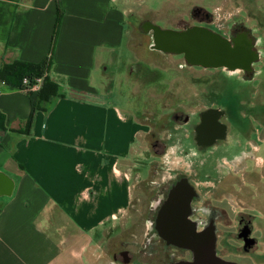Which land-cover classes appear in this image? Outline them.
Here are the masks:
<instances>
[{"label":"crops","instance_id":"0c3cea01","mask_svg":"<svg viewBox=\"0 0 264 264\" xmlns=\"http://www.w3.org/2000/svg\"><path fill=\"white\" fill-rule=\"evenodd\" d=\"M123 2L0 0V67L45 58L57 5L63 11L50 70L63 96L28 133L10 128L23 127L29 97L0 80V171L14 181L0 196V264H89L127 214L139 126L128 110L95 100L93 81L125 38Z\"/></svg>","mask_w":264,"mask_h":264},{"label":"rangeland","instance_id":"374dc122","mask_svg":"<svg viewBox=\"0 0 264 264\" xmlns=\"http://www.w3.org/2000/svg\"><path fill=\"white\" fill-rule=\"evenodd\" d=\"M123 6L126 13L125 38L118 49L110 51L102 67L97 66L94 71L95 100L103 102L105 99L123 112L141 111L147 102L144 114L150 115L154 112L151 108L158 105V102L154 105L156 99L153 97L159 99L167 95H191L199 89L197 86L202 80H220L224 87H243L236 80L243 78L240 72L226 75L223 70L181 68L179 63H182V59L178 56L148 49L151 39L139 29L141 21L150 20L161 27H175L180 24L184 26L182 23L191 25V14L195 13L197 8L211 12L221 34H228V26L234 20H243L246 28L254 29V35L259 37L260 58L255 65L258 74L254 76L251 84L247 85V90L251 91L250 95L258 98V101H262L260 85L264 82V0H125ZM136 61L141 63L138 76L128 72L129 65ZM245 94L239 92L238 95ZM158 111L163 117V111ZM141 138V144H137L132 154L133 159L127 160V166L133 167L130 182L131 200L127 214L117 221L112 233L100 241L95 257L89 264H123L114 260L113 254L124 248L137 255L138 249L142 247L145 219L157 184L161 182V177L173 175L179 168H189L202 176L198 180L201 191L214 198L213 204L223 208L227 214V222L233 224L229 227L221 226L219 249L225 257L243 264H264V161L259 156L264 155V152H257V144L254 145V160L245 170L240 171L238 178L230 177L227 190L223 193L215 180L205 176L212 167L217 170L215 176L221 175L222 162L216 160L212 167L210 164L205 167L195 160L196 156H192L188 161L182 152L173 151L167 152L169 161H166L164 155L156 154L147 146L151 140L149 135ZM231 169L227 168L232 172ZM238 216L252 220L254 230L250 236L256 243L248 250L243 248L245 245L242 240L234 238V225Z\"/></svg>","mask_w":264,"mask_h":264},{"label":"flooded vegetation","instance_id":"af4514ba","mask_svg":"<svg viewBox=\"0 0 264 264\" xmlns=\"http://www.w3.org/2000/svg\"><path fill=\"white\" fill-rule=\"evenodd\" d=\"M195 9L197 11L191 14L193 24L182 23L184 26L180 24L163 28L201 26L220 33L210 11ZM142 22L139 24V29L151 39V34L143 31ZM242 22L243 20L232 21L225 36H237L249 30L247 36L254 44L255 50H259V37L254 35V29L246 28ZM148 49L155 50L150 49L149 46ZM130 53L134 56L131 49ZM170 55L182 59V63H179L181 68L222 70V68L190 64L182 54ZM258 59L249 71H240L243 78L236 80L243 87L235 88L232 85L224 87L220 80L211 82L202 80L198 83L199 89L191 95H167L159 99L153 97L156 99L154 105L156 102L158 105L151 108L154 112L150 115L144 114L147 102L141 111H129L139 126L137 130L139 143L141 144V137L149 135L151 140L147 146L156 154L164 155L166 161H169L167 152L171 151L182 152L188 161L192 156H196L197 158L194 159L205 167L208 164L212 167L216 160H219L222 162L220 166L223 167V173L215 176L217 170L212 167L205 176L215 180L224 193L230 177L238 178L240 171L245 170L254 160L253 151L256 149L254 145L257 144V152H264V93L260 102L258 98L250 95L251 91L247 90V85L251 84L258 73L255 68ZM139 65L141 66L139 61L130 64L128 72L138 76L141 71ZM239 92L246 94L239 96ZM158 110L163 111V117ZM259 156L264 161V155L259 154ZM129 157V160L133 159L132 154ZM227 168H232L233 171L230 172ZM199 175L197 171H191L189 168L185 170L179 168L173 175L161 177L145 219L142 247L138 249L137 255L131 254L126 248L121 249L113 254V259L123 264H179L191 261L193 253L189 249L191 241L188 239H192V233L202 247L206 246V237L210 233L215 239L216 254L230 260L221 252L219 244L222 236L221 226L229 227L233 224L227 222L224 209L213 204L214 198L201 191L198 180L202 176ZM235 221L234 238L242 240L245 245L243 248L248 250L256 243V240L250 236L254 230L252 220L238 216ZM250 238H253V242L248 245L245 242Z\"/></svg>","mask_w":264,"mask_h":264},{"label":"water","instance_id":"95a60500","mask_svg":"<svg viewBox=\"0 0 264 264\" xmlns=\"http://www.w3.org/2000/svg\"><path fill=\"white\" fill-rule=\"evenodd\" d=\"M142 28L144 32L151 34L150 49L165 54H182L190 64L222 68L226 75L249 71L260 55V51L255 50L247 36L249 30L229 37L201 26L163 28L150 20H144ZM13 188V179L0 171V196H10ZM195 237L192 233V239H188L191 241L189 249L193 253V259L179 264H243L219 257L212 234L208 233L205 247ZM252 242L253 238H250L245 243L250 245Z\"/></svg>","mask_w":264,"mask_h":264},{"label":"trees","instance_id":"16d2710c","mask_svg":"<svg viewBox=\"0 0 264 264\" xmlns=\"http://www.w3.org/2000/svg\"><path fill=\"white\" fill-rule=\"evenodd\" d=\"M62 17L63 11L57 5V16L52 34L50 49L48 55L45 58H43L39 62H30L15 59L10 62L3 63L0 67V80L4 81L8 85L18 87L21 90L25 91L31 103V112L29 117L24 122L23 127L10 128V130L13 132L28 133L33 125L35 114L38 111H48L52 104L61 96H63L62 87L50 76V70L53 63L54 48L61 26ZM38 82L40 84L39 87L34 88V86L38 84ZM260 87L262 93H264V82H262V85H260ZM4 120L5 116L0 113L1 129H4Z\"/></svg>","mask_w":264,"mask_h":264},{"label":"built area","instance_id":"2783aa9c","mask_svg":"<svg viewBox=\"0 0 264 264\" xmlns=\"http://www.w3.org/2000/svg\"><path fill=\"white\" fill-rule=\"evenodd\" d=\"M39 85H40V84H39V82H38V84H36V85L34 86V88H38V87H39Z\"/></svg>","mask_w":264,"mask_h":264}]
</instances>
